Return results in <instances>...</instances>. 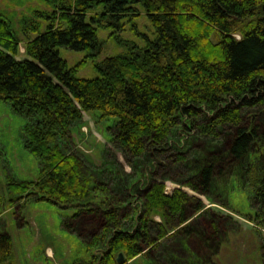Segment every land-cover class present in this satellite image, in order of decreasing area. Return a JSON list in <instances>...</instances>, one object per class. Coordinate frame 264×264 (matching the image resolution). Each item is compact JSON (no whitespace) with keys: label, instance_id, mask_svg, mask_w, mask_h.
<instances>
[{"label":"trees","instance_id":"16d2710c","mask_svg":"<svg viewBox=\"0 0 264 264\" xmlns=\"http://www.w3.org/2000/svg\"><path fill=\"white\" fill-rule=\"evenodd\" d=\"M47 1L53 9L34 11L49 20L41 27L35 16H23L21 34L12 13L0 6V100L27 118L24 145L42 162L35 179L8 178V190L16 199L33 193L63 207L75 203L73 219L84 211L101 214L102 224L86 245L102 242L104 248L71 264H123L118 252L125 259L150 256L166 237L181 232L185 254L168 246L162 264H187L189 258L204 264L186 240L193 231L186 211L199 210L200 199L181 187L166 192L164 181L148 177L137 214L126 212L125 226L121 206L111 203H122L131 193L121 198L105 179L96 181L81 156L63 148L60 138L71 122L82 120L83 111H98L113 119L111 141L135 166L171 158L186 166L176 171L184 183L220 194L229 189L228 175L244 176L259 200V219L264 214V170L258 168L264 155V118L259 116L264 110V0ZM137 2L154 36L96 61L95 76L75 75L58 47L96 57L103 48L98 26L120 29L122 17L137 13ZM20 42L23 58L17 57ZM198 138L220 144L187 152ZM96 190L104 203L95 208L87 202ZM4 202L0 190V207ZM153 212L164 221L152 219ZM168 227H174L170 235ZM11 244L10 234L0 232V264Z\"/></svg>","mask_w":264,"mask_h":264},{"label":"rangeland","instance_id":"374dc122","mask_svg":"<svg viewBox=\"0 0 264 264\" xmlns=\"http://www.w3.org/2000/svg\"><path fill=\"white\" fill-rule=\"evenodd\" d=\"M135 5L137 13L122 17L120 29L98 26L97 32L103 40V48L96 57L85 54V50L58 47L60 55L75 69V75L95 76L96 61L110 54L133 49V43L144 45L146 37L154 36V27L143 5L138 2ZM0 6L12 13L13 24L20 34L23 16H35L43 27L49 17L34 10L47 11L54 8V4L47 0H0ZM25 56L24 44L20 42L17 57ZM259 116L260 120L264 118V110ZM26 122L25 116L13 111L8 102L0 100V190L5 197V202L0 207V232L10 234L12 242L10 255L1 264H71L77 260L89 259L105 246L102 242L93 248L86 245L102 224L101 214L94 215L84 211L73 219L71 214L76 210L75 203L63 207L48 200L37 199L33 193L16 199L7 188L10 177L16 180L35 179L42 165L41 159L24 145ZM112 124L111 117H104L98 111H83L82 120L78 123L71 122L66 134L60 138V145L67 151L80 155L86 172L94 176L96 181L105 179L110 183L111 189L119 192L117 194L121 198L125 197V193H131L122 203H111L121 206V219L126 217V212H130L131 216L133 213L137 214L135 207L142 202L146 180L148 177L157 178L165 182L166 192H171L174 187H181L201 200L202 207L199 210L194 211L189 207L186 211V222L193 228L186 240L191 249H196L203 256L204 264H264V214L257 218V214L261 212L259 200L254 197L253 186L244 176L230 174L224 177L229 189L226 188L221 194L216 190L202 192L193 189L184 183V177L176 173L178 168L185 170L186 166H177L171 158L161 157V162H155V166L148 161L136 166L127 161L123 152L111 141ZM218 144L220 143H207L198 138L193 140V147L187 152L193 149L204 150L211 145L216 147ZM258 168L264 170V155L258 160ZM228 169L227 173L232 170ZM102 170L104 171L101 172ZM224 178L218 180L223 181ZM10 196L13 198L11 201ZM90 196L88 206L96 208V205L104 203V195L99 190L93 191ZM151 217L155 221H164L159 212H153ZM128 218H125L127 221L123 225H129ZM66 220L69 225H66ZM133 221L134 219L130 220V225ZM177 223L175 220L178 227ZM168 228L170 235L174 227ZM182 234L166 237L152 250L150 256L143 253L129 259L123 256V264H152V260L156 264H162V260L165 261L162 254L168 246L185 254L179 243ZM200 263L199 260L187 259V264Z\"/></svg>","mask_w":264,"mask_h":264},{"label":"water","instance_id":"95a60500","mask_svg":"<svg viewBox=\"0 0 264 264\" xmlns=\"http://www.w3.org/2000/svg\"><path fill=\"white\" fill-rule=\"evenodd\" d=\"M122 258H123V253L122 252H118L117 261L122 260Z\"/></svg>","mask_w":264,"mask_h":264}]
</instances>
